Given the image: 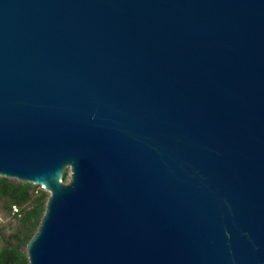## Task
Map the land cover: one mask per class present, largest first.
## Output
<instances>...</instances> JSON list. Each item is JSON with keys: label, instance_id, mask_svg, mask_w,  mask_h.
<instances>
[{"label": "water", "instance_id": "water-1", "mask_svg": "<svg viewBox=\"0 0 264 264\" xmlns=\"http://www.w3.org/2000/svg\"><path fill=\"white\" fill-rule=\"evenodd\" d=\"M0 176L29 264H264V0H0Z\"/></svg>", "mask_w": 264, "mask_h": 264}, {"label": "trees", "instance_id": "trees-1", "mask_svg": "<svg viewBox=\"0 0 264 264\" xmlns=\"http://www.w3.org/2000/svg\"><path fill=\"white\" fill-rule=\"evenodd\" d=\"M66 177L65 170L62 179L65 180ZM37 186L0 176V199L5 203L4 209L10 213L12 205L18 206L20 217L23 215L22 223L29 224L26 233L14 246L5 245L0 248V264H29L26 252L20 248L22 245L26 246L36 232L46 204L44 192L39 191L40 193L34 196Z\"/></svg>", "mask_w": 264, "mask_h": 264}, {"label": "rangeland", "instance_id": "rangeland-1", "mask_svg": "<svg viewBox=\"0 0 264 264\" xmlns=\"http://www.w3.org/2000/svg\"><path fill=\"white\" fill-rule=\"evenodd\" d=\"M66 171L67 177L65 180H63L64 182H67L70 177V170L66 169ZM10 179L16 180L13 178ZM39 191L45 193V197L47 200L49 192L41 188L40 186H37L34 196L38 195L40 193ZM4 204V201L0 199V248L5 245L14 246L17 243V240L19 238H22L26 233L27 227L29 225H24L22 223L21 217L23 215H21L20 217V215H11L10 213H7V211L4 209ZM20 249L26 252L25 245H22Z\"/></svg>", "mask_w": 264, "mask_h": 264}, {"label": "built area", "instance_id": "built-area-1", "mask_svg": "<svg viewBox=\"0 0 264 264\" xmlns=\"http://www.w3.org/2000/svg\"><path fill=\"white\" fill-rule=\"evenodd\" d=\"M10 214L11 215H19V208L16 205H12L11 206V210H10Z\"/></svg>", "mask_w": 264, "mask_h": 264}]
</instances>
